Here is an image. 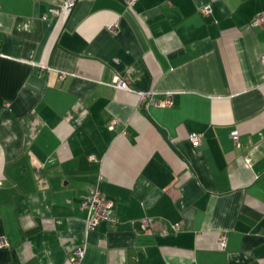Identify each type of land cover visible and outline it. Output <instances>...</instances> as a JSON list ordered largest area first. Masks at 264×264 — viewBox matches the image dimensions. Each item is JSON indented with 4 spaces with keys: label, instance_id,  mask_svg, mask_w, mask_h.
<instances>
[{
    "label": "crops",
    "instance_id": "0c3cea01",
    "mask_svg": "<svg viewBox=\"0 0 264 264\" xmlns=\"http://www.w3.org/2000/svg\"><path fill=\"white\" fill-rule=\"evenodd\" d=\"M62 1L0 0V264H264V0Z\"/></svg>",
    "mask_w": 264,
    "mask_h": 264
},
{
    "label": "built area",
    "instance_id": "2783aa9c",
    "mask_svg": "<svg viewBox=\"0 0 264 264\" xmlns=\"http://www.w3.org/2000/svg\"><path fill=\"white\" fill-rule=\"evenodd\" d=\"M77 0H63L61 4L55 7H51L49 9L50 13L53 15H57L60 13H69ZM136 0H126V4L128 7L133 8ZM201 12L203 15H208L211 12V8L209 6H205L201 9ZM251 26L253 27H259L264 24V15L258 14L256 15L252 21L250 22ZM107 30L109 32L115 31V26H108ZM262 59L264 60V56H262ZM42 70H50V68L46 66H40ZM69 74L67 72H57V77L60 81H63L66 79V77ZM113 87L116 89L126 90L129 92H134L133 88L130 86L129 81L125 78H119L114 84H112ZM139 96V99L141 102L146 103L148 99H151L153 96V92H136ZM161 106H169L171 104L170 96L168 95L165 97L162 101L157 102ZM116 123V120H110L109 122V128L112 129ZM230 137L234 141L235 145L238 146V138L239 133L237 130H232L230 132ZM190 142L192 145L197 146L201 139V134L198 133H191L188 136ZM93 157L90 156V159ZM80 207L86 211V218H85V232L88 233L95 229V227L100 222H108V223H115V218L113 216V202L109 199H107L102 191L99 189L97 185L94 186L89 192H87L85 195L82 196ZM147 223V220H143V224L145 225ZM225 241L226 238L224 235L221 236L220 239V247L224 249L225 247ZM5 241L0 240V247L5 246ZM85 253V248L83 246L73 250L69 256V260L73 264H78L79 261L83 258Z\"/></svg>",
    "mask_w": 264,
    "mask_h": 264
}]
</instances>
